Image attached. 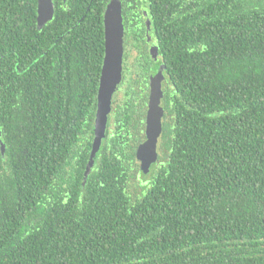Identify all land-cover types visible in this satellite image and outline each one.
<instances>
[{
	"label": "trees",
	"instance_id": "obj_1",
	"mask_svg": "<svg viewBox=\"0 0 264 264\" xmlns=\"http://www.w3.org/2000/svg\"><path fill=\"white\" fill-rule=\"evenodd\" d=\"M113 1L53 0L39 27V0H0V264H264V0H117L123 80L88 170Z\"/></svg>",
	"mask_w": 264,
	"mask_h": 264
},
{
	"label": "water",
	"instance_id": "obj_2",
	"mask_svg": "<svg viewBox=\"0 0 264 264\" xmlns=\"http://www.w3.org/2000/svg\"><path fill=\"white\" fill-rule=\"evenodd\" d=\"M65 2L67 0H64ZM53 0H39L38 25L44 26L53 19ZM105 29V57L100 78L97 97V112L94 126V142L88 170L92 167L94 158L99 152L105 138L108 117L112 111V100L118 86L123 80L124 62V36L121 4L114 0L108 7L104 17ZM164 77L158 74L151 84V95L147 116L146 141L142 144L138 158L142 162L141 169L145 175L149 174L151 167L157 162L159 142L163 126V90ZM4 147H2V151Z\"/></svg>",
	"mask_w": 264,
	"mask_h": 264
},
{
	"label": "flooded vegetation",
	"instance_id": "obj_3",
	"mask_svg": "<svg viewBox=\"0 0 264 264\" xmlns=\"http://www.w3.org/2000/svg\"><path fill=\"white\" fill-rule=\"evenodd\" d=\"M124 64V63H123ZM164 82H162V89H163ZM160 143V142H159Z\"/></svg>",
	"mask_w": 264,
	"mask_h": 264
}]
</instances>
